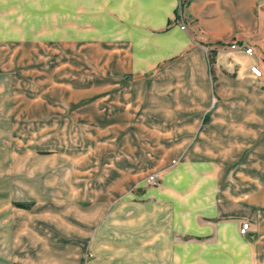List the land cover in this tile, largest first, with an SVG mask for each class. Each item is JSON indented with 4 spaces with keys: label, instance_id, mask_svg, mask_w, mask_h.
<instances>
[{
    "label": "crops",
    "instance_id": "obj_1",
    "mask_svg": "<svg viewBox=\"0 0 264 264\" xmlns=\"http://www.w3.org/2000/svg\"><path fill=\"white\" fill-rule=\"evenodd\" d=\"M89 13L121 39L103 124L142 130L133 169H117L128 184L89 185L84 204L77 190L53 217L1 218L0 264H190L191 251L197 264H264V0H89ZM176 157L189 165L171 169Z\"/></svg>",
    "mask_w": 264,
    "mask_h": 264
},
{
    "label": "rangeland",
    "instance_id": "obj_2",
    "mask_svg": "<svg viewBox=\"0 0 264 264\" xmlns=\"http://www.w3.org/2000/svg\"><path fill=\"white\" fill-rule=\"evenodd\" d=\"M102 30L100 19L89 13V0H0V219L53 217L77 190L84 204L89 185L128 184L124 174L134 167L129 155L138 153L134 143L142 130H132L129 122L121 129L103 124V80L121 68L118 50L111 49L121 39ZM119 84L110 82V89ZM174 161L171 169L189 165ZM198 164L194 170L200 171ZM119 166L127 171L119 174ZM151 174L144 185H158L149 182ZM2 201L9 202L7 209ZM240 212L246 209L223 216ZM190 214L196 222L198 210ZM190 254V264H197Z\"/></svg>",
    "mask_w": 264,
    "mask_h": 264
},
{
    "label": "built area",
    "instance_id": "obj_3",
    "mask_svg": "<svg viewBox=\"0 0 264 264\" xmlns=\"http://www.w3.org/2000/svg\"><path fill=\"white\" fill-rule=\"evenodd\" d=\"M182 3V1H181ZM182 22L181 28H185L186 25L184 23V19L183 17L179 19ZM238 44L237 43H233L231 45V48H237ZM242 47L244 48V50L246 51V53L248 54H254V50L253 47L248 45L247 43H243ZM251 72L256 76V77H260L263 74L262 69L260 68V66L258 64L252 65L251 66ZM148 180L150 183H154V184H159L160 179L158 178V174L157 173H153L148 177ZM251 227V221L250 220H243L241 225H240V232L242 234H245Z\"/></svg>",
    "mask_w": 264,
    "mask_h": 264
},
{
    "label": "trees",
    "instance_id": "obj_4",
    "mask_svg": "<svg viewBox=\"0 0 264 264\" xmlns=\"http://www.w3.org/2000/svg\"><path fill=\"white\" fill-rule=\"evenodd\" d=\"M212 62H213V54L211 53L210 54V63H211V65H212Z\"/></svg>",
    "mask_w": 264,
    "mask_h": 264
}]
</instances>
